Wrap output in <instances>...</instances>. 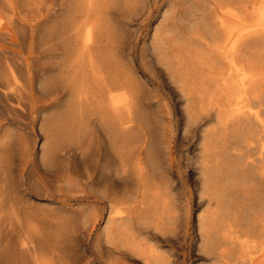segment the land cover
<instances>
[{
    "label": "rangeland",
    "instance_id": "1",
    "mask_svg": "<svg viewBox=\"0 0 264 264\" xmlns=\"http://www.w3.org/2000/svg\"><path fill=\"white\" fill-rule=\"evenodd\" d=\"M196 1L198 0H0V69L3 67L0 70V84L9 81L7 61H19L16 70L21 86L16 88L12 101L23 99L26 104L25 110L18 113V120L10 122L6 120L10 99L0 93V138L4 134L11 137L13 133L12 143L9 142L3 156L10 161V165L12 163V172L8 170L13 183L9 197L20 205L30 203L31 211L43 218L42 222L51 237L57 242L61 240L64 252L59 258L51 260V252L44 254V258L50 263L66 264L65 256H70L77 264H149L169 256L173 264H219L204 256L197 238L196 223L206 208L203 202L205 194L201 192L204 126H191L187 124L186 118L187 111H191L195 105L204 106L208 102V97L205 98L208 96V80L205 76L209 71L200 59L204 54L194 46V41L192 44L184 23L190 11L188 9ZM216 1L226 7L241 4L240 0H205L201 6ZM78 23L83 25L79 26ZM70 30L77 33L72 31L68 34ZM87 33L92 37V51L98 45L93 52L102 66L103 77L100 80L89 78L82 87V92L71 84V63ZM13 37L17 40L16 44H11ZM68 40L71 41L67 43ZM72 42L76 44L72 45ZM186 44H190L189 49L188 46L187 49L183 48ZM70 46L76 47L71 49ZM98 52L105 56H100ZM198 52L201 56H198ZM22 57H29L33 75L32 89ZM180 70H184L183 73ZM75 81L79 86L82 80L77 78ZM6 88V92L11 90V87ZM123 92L134 98L129 107L119 100ZM196 92L200 94L197 93L196 96ZM110 95L117 97V107L109 104ZM187 98H190L188 102ZM203 100L206 103L203 104ZM211 113L215 115L214 111ZM105 118L108 123L113 124L107 126ZM80 134L92 138V144L83 158L72 152L73 145L70 147L67 141ZM134 135L138 139L142 138V141H131ZM88 140L84 145H87ZM143 140L142 162L145 169L141 173L137 157L138 145ZM49 142L64 147L66 153L54 161L47 160L46 149ZM24 153L27 155V167L23 177L18 166ZM121 167L129 169L126 179L119 177ZM151 173L154 181L150 179ZM89 174L94 178L93 185L86 184ZM1 184L0 177V194ZM59 186L63 192L81 189L85 191L82 193L91 197L81 201V204L73 201H63L64 204H61L58 197L49 200L36 197L38 188L43 190L48 187L56 192ZM157 186L173 202L177 218L172 227L170 224L160 225L162 222L157 218L160 211L152 213L155 204L152 199H148L150 195L148 197L142 193ZM100 192H107L108 199L129 195L136 197V204L141 207L142 215L148 217L150 222L149 226L139 231L137 240L141 249L136 247L139 249L136 251L135 248H125L124 245L119 250L113 249V244L106 240L108 231H112L109 232L112 234L118 226L124 229V225L123 222L116 221L114 214L109 212L106 198H95V193ZM68 217V225L61 224L62 219ZM9 234L14 242L15 254L18 255L21 235L15 230ZM150 254L158 258L153 260Z\"/></svg>",
    "mask_w": 264,
    "mask_h": 264
},
{
    "label": "bare ground",
    "instance_id": "2",
    "mask_svg": "<svg viewBox=\"0 0 264 264\" xmlns=\"http://www.w3.org/2000/svg\"><path fill=\"white\" fill-rule=\"evenodd\" d=\"M203 2H205V0L196 1V4H193L191 9H188L190 11L187 14V18L184 19L185 27L189 32L188 36L190 34L192 44L194 41L196 43L194 46H197L199 50H201L200 52L204 54L202 57L200 52H198V56H201L200 59H202V62L206 65L205 69H208L207 71H209L208 75L205 76V78L207 77L208 80V96H205V98L208 97V102H204L205 98H203V104L206 103V105H195L192 110L190 109L191 111H187L186 113L187 124H190L191 126L195 125L196 127L204 126L202 129V148H204V153L202 155L204 157L203 161H201V163L203 162L201 164V192L205 194L203 202L206 208L204 212L199 215L198 222L196 223L197 238L200 243V249L204 256L212 262L215 261V263L218 262L219 264H264V0H240L241 4L236 3L235 6L228 7L222 5V3L218 1L213 3L211 2L209 5L201 6ZM197 12L200 13L198 14ZM74 26L72 28H74ZM85 26L83 28H85ZM75 29L74 31H76ZM72 31L73 30L68 31V34ZM23 34L25 36V33ZM185 35H187V33ZM21 38L23 39V37ZM70 41L71 40H68L67 43ZM16 43L17 40L15 37H13L11 44ZM73 44L76 43L72 42V45ZM102 44L105 45V43ZM189 45L186 44V46L184 45L185 47L183 46V48L188 46L189 49ZM91 46L92 37L90 33H87L81 41L80 49L77 50V52L75 51L76 53L71 63L73 65V69H71L73 70V82H71V84L73 83V87H76L80 91H82L81 89L84 84H87V80H89V78L100 80L103 77V72L101 71L102 66L94 55L96 53L93 52L96 47H98V45H96L93 51ZM75 47L71 48L70 46L71 49H75ZM190 48H192V46ZM105 49L104 51H106ZM100 51H102V49ZM71 53L73 52L71 51ZM98 53L100 56L103 55L100 52ZM103 56H105V54ZM194 56L197 57V55ZM110 58L113 59V57ZM21 61L24 63H22L25 65L24 67H26L30 89H32L33 75L31 72L29 57H22ZM102 61L101 63H104ZM18 62L12 63V61H7V68H5L6 70L8 69L7 78L9 81H6L7 83L2 85L0 84V93L10 99V101L8 100L9 112L6 115V120L10 122L17 121L19 118L18 113L20 111H24L26 106L23 99L12 101L13 97H15L14 92L16 88L21 86L16 70L19 65ZM106 63L107 62H105V64ZM107 65L109 64L107 63ZM111 67L112 65L110 68ZM175 67H173V69ZM111 70H113V67ZM107 71L109 72V70ZM182 71L180 70V72ZM69 72L70 70H68V73ZM184 73H186V70ZM203 74L205 75L207 73ZM115 76L117 77V75ZM184 77L186 78V75ZM77 78H80V80L83 81L79 83V86H77V82L75 81ZM181 80L179 82H182ZM88 84L91 85L92 83ZM189 84L193 85L192 83ZM7 86L11 87V90L6 92ZM180 86L182 85L180 84ZM111 87L113 86L111 85ZM197 93L199 92H196V96ZM120 97L121 99L119 100L128 107L134 102L132 95L127 94L126 92H123ZM99 98L101 99V97ZM116 98L117 97L113 95L109 96V104L113 107L116 106ZM186 100L188 102L190 98H187ZM212 111L215 113L214 116L211 113ZM119 116L121 118V115ZM110 117H112V115ZM107 118H105L106 120H104V123L107 122ZM116 120L118 119L116 118ZM110 123L113 124V122H107V126H111ZM11 137H13V133ZM11 137L7 134H4L2 138H0V177L2 183V192L0 194V260L2 264H53L50 263L48 259L44 258V254L45 252H51V260L54 258H59L63 251L61 240L57 242L56 239L51 237L49 230L42 222L43 218L38 216L39 214L36 215L31 211L30 203L20 205L13 202L9 197L11 189H13V187H11V184L13 183L10 178L11 176H9L10 171L8 170L12 169V163L10 165V161H8L3 156L5 155L7 145L12 140ZM91 139V137L89 138L85 134H80L78 136L70 137L67 139V141L68 144H70V147L73 145L72 152L75 155L83 158L88 147L92 144ZM87 140V145H84ZM139 140L142 141V138L138 139L136 135L131 137V141L138 142ZM144 143L145 141L143 140V142L138 145L139 156L137 157V165L140 166L141 173H143L145 169V164L142 162ZM64 145L65 144H63V146ZM47 148V160L54 161L58 156L60 157L66 153V149L64 147H59L55 142H49ZM21 159L22 162L18 166V169L23 176L27 167L25 164L27 162V155L24 153ZM128 175L129 169L126 167H121L119 177L121 179H126ZM87 178L86 184L93 185V176L89 174ZM150 179L154 181V176L152 173L150 174ZM69 186L72 187L70 183ZM58 188L59 189L56 190L57 193L52 192L50 189H48V187H44L43 190L38 188V193H36L37 196H35L38 198L43 197L48 200L49 198L52 199L58 197L61 204H64L63 201H73L75 204H81V201L91 197V195L87 193H82L85 191L81 189L71 190L72 188H70L71 191L68 190L67 192H63L60 190V186ZM142 193L144 196L149 197L150 195V198L148 199L153 200L152 202L155 204V207H152V213L160 211L157 216V218L159 217L162 222L160 225L164 226L166 224H170L172 227L177 216L174 213L175 209L173 208V202L170 201L167 194L165 192H160L158 186L154 188H148ZM94 196L96 199H101V197L106 198L110 207L109 212L114 214V219L116 221L123 222L124 229H121L118 226V228L112 234L109 233L112 231H108L107 229L108 232L106 233V240L110 244H113L112 248L118 249L120 246L124 245L125 248L130 247L135 248L136 250L141 247V244L139 246V240H137L139 231L149 226L150 222L148 217L142 215L141 207L138 205V203L136 204V197L134 195H129L123 198L114 197L113 199H108L109 195L107 192H100V194L95 193ZM160 204L162 205L160 206ZM146 216L148 215L146 214ZM62 223L67 226L69 223V217L63 218L61 224ZM110 223L111 222H109V224ZM158 224L159 223H157V226H159ZM12 230L17 231L18 234L21 235V244L19 248L20 254L18 255L15 254L14 242L12 241V237L9 234ZM53 235L55 234L53 233ZM56 237L58 236L56 235ZM150 257H152L151 254ZM155 257H152L153 260ZM65 258L67 260L66 264H77L70 256H65ZM161 259H157L158 261L154 260V263L150 262L149 264H173V260H171L169 256L164 257L162 260Z\"/></svg>",
    "mask_w": 264,
    "mask_h": 264
}]
</instances>
